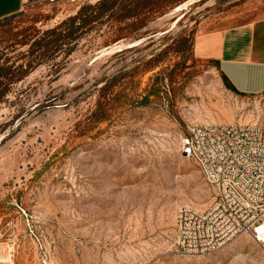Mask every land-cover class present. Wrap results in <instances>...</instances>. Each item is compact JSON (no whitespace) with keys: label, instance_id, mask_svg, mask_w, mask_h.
Returning a JSON list of instances; mask_svg holds the SVG:
<instances>
[{"label":"rangeland","instance_id":"obj_1","mask_svg":"<svg viewBox=\"0 0 264 264\" xmlns=\"http://www.w3.org/2000/svg\"><path fill=\"white\" fill-rule=\"evenodd\" d=\"M111 1H37L0 21L3 254L13 244L16 264H264L249 233L198 254L175 240L178 207L216 196L181 151L188 124H264V91L230 88L195 42L264 18V0Z\"/></svg>","mask_w":264,"mask_h":264},{"label":"built area","instance_id":"obj_2","mask_svg":"<svg viewBox=\"0 0 264 264\" xmlns=\"http://www.w3.org/2000/svg\"><path fill=\"white\" fill-rule=\"evenodd\" d=\"M49 3L77 0H25ZM182 153L200 168L216 190L207 209L181 204L175 240L186 253L215 251L236 236L249 233L264 252V124L190 123L181 136ZM0 264H16L14 245Z\"/></svg>","mask_w":264,"mask_h":264},{"label":"crops","instance_id":"obj_3","mask_svg":"<svg viewBox=\"0 0 264 264\" xmlns=\"http://www.w3.org/2000/svg\"><path fill=\"white\" fill-rule=\"evenodd\" d=\"M25 8V0H0V21ZM196 54L212 60L234 90L264 91V18L198 37Z\"/></svg>","mask_w":264,"mask_h":264},{"label":"trees","instance_id":"obj_4","mask_svg":"<svg viewBox=\"0 0 264 264\" xmlns=\"http://www.w3.org/2000/svg\"><path fill=\"white\" fill-rule=\"evenodd\" d=\"M113 1H114V0H112L111 2H113ZM108 7H110V6H106V8H108ZM230 88H233V87L230 86Z\"/></svg>","mask_w":264,"mask_h":264},{"label":"bare ground","instance_id":"obj_5","mask_svg":"<svg viewBox=\"0 0 264 264\" xmlns=\"http://www.w3.org/2000/svg\"><path fill=\"white\" fill-rule=\"evenodd\" d=\"M214 90V89H213Z\"/></svg>","mask_w":264,"mask_h":264}]
</instances>
